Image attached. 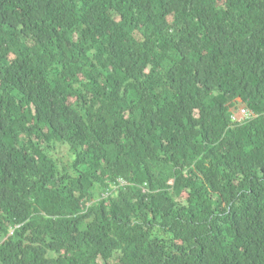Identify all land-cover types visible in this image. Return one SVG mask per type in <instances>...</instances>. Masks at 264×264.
Segmentation results:
<instances>
[{
	"label": "trees",
	"instance_id": "trees-1",
	"mask_svg": "<svg viewBox=\"0 0 264 264\" xmlns=\"http://www.w3.org/2000/svg\"><path fill=\"white\" fill-rule=\"evenodd\" d=\"M0 264H264V0H0Z\"/></svg>",
	"mask_w": 264,
	"mask_h": 264
},
{
	"label": "built area",
	"instance_id": "built-area-1",
	"mask_svg": "<svg viewBox=\"0 0 264 264\" xmlns=\"http://www.w3.org/2000/svg\"><path fill=\"white\" fill-rule=\"evenodd\" d=\"M252 117V112L246 106L241 105L237 111H235L231 118L234 122H243Z\"/></svg>",
	"mask_w": 264,
	"mask_h": 264
},
{
	"label": "rangeland",
	"instance_id": "rangeland-1",
	"mask_svg": "<svg viewBox=\"0 0 264 264\" xmlns=\"http://www.w3.org/2000/svg\"><path fill=\"white\" fill-rule=\"evenodd\" d=\"M58 156H59L61 159L65 160V161H67L68 159H70L69 155L66 154V149H65V148H62V149H61V151H60V153L58 154Z\"/></svg>",
	"mask_w": 264,
	"mask_h": 264
}]
</instances>
